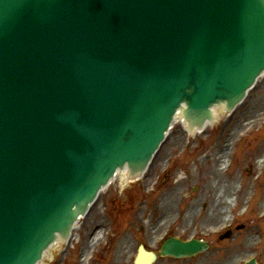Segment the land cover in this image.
<instances>
[{
    "label": "water",
    "instance_id": "95a60500",
    "mask_svg": "<svg viewBox=\"0 0 264 264\" xmlns=\"http://www.w3.org/2000/svg\"><path fill=\"white\" fill-rule=\"evenodd\" d=\"M263 72L264 0H0V264L64 244L182 104L186 128L200 125ZM206 247L171 238L162 254ZM154 259L141 247L135 264Z\"/></svg>",
    "mask_w": 264,
    "mask_h": 264
},
{
    "label": "rangeland",
    "instance_id": "374dc122",
    "mask_svg": "<svg viewBox=\"0 0 264 264\" xmlns=\"http://www.w3.org/2000/svg\"><path fill=\"white\" fill-rule=\"evenodd\" d=\"M263 106L264 76L243 104L220 114L205 132L190 136L181 123L176 124L142 179L131 183L127 178L124 183L118 176L81 220L72 242L55 249L43 264H134L141 244L158 251L168 233L183 239L198 234L212 246L183 264H243L252 257L264 264ZM233 130L237 133L231 137ZM174 137L178 141L171 143ZM220 150L223 156L216 158ZM208 157V163H201ZM231 158L232 167L225 169ZM215 159L222 170L219 178L210 175ZM204 178L214 185L217 180L219 186L228 184L214 196H225L226 202L215 203L223 207L215 211L219 220L209 216L214 209L207 201ZM176 188L179 194L166 204L176 218L157 227L166 211L159 202ZM203 197L206 202L200 201ZM187 212L194 215L188 217ZM229 227L232 238H221ZM96 233L101 239L92 243ZM154 264L180 263L160 257Z\"/></svg>",
    "mask_w": 264,
    "mask_h": 264
},
{
    "label": "bare ground",
    "instance_id": "6f19581e",
    "mask_svg": "<svg viewBox=\"0 0 264 264\" xmlns=\"http://www.w3.org/2000/svg\"><path fill=\"white\" fill-rule=\"evenodd\" d=\"M264 76V75H263ZM262 76V77H263ZM261 77V78H262ZM260 78V79H261ZM243 104V103H242ZM212 115H213V119L215 120V118H218L219 117V115H218V108L217 107H213L212 108ZM263 110H264V106H263ZM175 119H180L179 120V123H181L185 128H186V125H185V123H184V121H183V119H182V116H176L175 117ZM203 125H204V131H206L209 127H210V125H214V122H205V123H203ZM193 128V127H192ZM237 128V127H236ZM236 128L234 129V130H236ZM187 129V128H186ZM195 129H196V132H198V133H200L201 134V132L202 131H200V130H198V127H195ZM233 130V131H234ZM171 132H172V130L171 131H169V133H168V135H170L171 134ZM203 133V132H202ZM237 133V131H234V132H232L231 133V137L233 136V135H235ZM178 141V139L177 140H175V137L173 138V140H171V143H176ZM221 156H223V152H222V150H220V152L218 153L217 152V154H216V158H218V157H221ZM207 160H210V158L208 157L207 159H204V160H201L202 162L201 163H208L207 162ZM210 162V161H209ZM213 165L211 166V168H212V173L210 174L211 176H215V177H220L221 175V172H222V170H221V167H220V163H218L217 162V160L215 159L214 161H213V163H212ZM218 165V166H217ZM226 165H227V163H226ZM126 169L127 168H125L124 170H121V171H117V173L115 174V176H113L112 177V180H111V182H110V184L112 183V182H114L115 181V179L116 178H118V176H120L121 177V179L123 180V182L124 183H126V179H127V177L125 176V172H126ZM211 172V171H210ZM129 177H132V176H129ZM142 178V176L141 175H137V178L135 179V180H140ZM122 180H121V182H122ZM133 181V182H136V181ZM204 181H205V189H206V193L208 194V202H210L211 204H213L211 207H210V209H214V212H211V214H209V216L211 217L212 215H216L217 216V220H219L220 219V217L218 218V213L217 212H215V211H220V210H218V209H223V207H218L217 205H215V203H223V202H226L223 198L225 197L224 195H221L220 193L222 192V190H224V188L226 189V188H228V184H222V185H220L219 186V180H217V182L215 183V185L214 184H212L211 183V181H210V179L208 180V181H206V179L204 178L203 179ZM110 185H108V187H109ZM219 186V187H218ZM107 189V187L106 188H104V189H102V191H101V193L103 192V190H106ZM179 188L177 189L176 188V190L173 192H170L169 194L168 193H165L164 195H163V197L161 198V200H160V202H159V207H162V209H164L165 207H166V211H164L163 213H162V216H161V219L158 221V226L157 227H162V226H164L165 225V223H166V221H174V219L176 218V216H174V214H173V212H172V210L171 209H169V208H171V207H169L170 205H166L167 203H170V202H172L173 203V201H174V199L177 197V195L179 194ZM217 191L218 192H220L219 193V195L217 196V198H214V196H215V194L217 193ZM100 193V194H101ZM200 201H205L206 202V199H204V197L203 198H201L200 199ZM165 210V209H164ZM264 213V210L263 211H260V214H263ZM186 215L188 216V217H191V216H193L194 215V213L193 212H187L186 213ZM87 216V215H86ZM85 216V217H86ZM225 216V215H224ZM84 216L83 217H81L80 219H78L77 221H76V223H75V226H74V232L75 231H77V229L78 228H80V223H81V219L82 218H85ZM174 218V219H173ZM226 220V219H225ZM99 234L98 233H96L94 236H93V240H92V243H94V241H100V239H101V237L100 236H98ZM73 237H74V234H71V237H70V239L69 240H66V241H64V243H70V242H72V240H73ZM100 237V238H99ZM96 239V240H95ZM63 245V243L62 242H60V241H58V240H56L54 243H52L48 248H47V250L46 251H44V253H43V258H42V261H40V262H38L37 264H43L44 263V261H46L48 258H49V256L50 255H52L53 253H54V250L55 249H57V248H59V247H61ZM84 252V254L86 253V251L84 250L83 251ZM122 255H124L123 254V249L121 250V252H120V257H122Z\"/></svg>",
    "mask_w": 264,
    "mask_h": 264
}]
</instances>
